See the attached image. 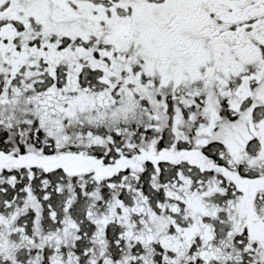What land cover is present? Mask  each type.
I'll return each mask as SVG.
<instances>
[{"label":"snow or ice","instance_id":"1","mask_svg":"<svg viewBox=\"0 0 264 264\" xmlns=\"http://www.w3.org/2000/svg\"><path fill=\"white\" fill-rule=\"evenodd\" d=\"M0 264H264V0H0Z\"/></svg>","mask_w":264,"mask_h":264}]
</instances>
